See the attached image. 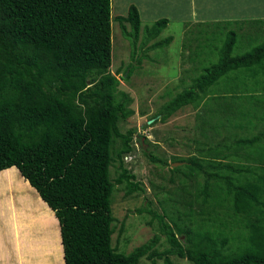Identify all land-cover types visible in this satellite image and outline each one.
<instances>
[{
	"label": "trees",
	"instance_id": "obj_1",
	"mask_svg": "<svg viewBox=\"0 0 264 264\" xmlns=\"http://www.w3.org/2000/svg\"><path fill=\"white\" fill-rule=\"evenodd\" d=\"M111 16V0H0V171L15 166L53 210L64 264H138L143 256L151 264L155 256L164 264H175L170 254L194 264H264V120H259L261 127L253 135L231 143L226 137L210 142L203 129L198 154L178 159L190 174L203 173L202 202L209 198L213 211L227 203L232 220L219 224L243 228L245 234L236 236L243 241L242 248L225 251L230 237L219 230L220 225L174 230L155 212L168 243L162 253L153 248L157 235L129 253L112 247L114 183L109 168L117 137L120 172L115 182L124 185L126 196L143 188L121 162L122 155L132 150L136 129L122 133L118 126L134 110L131 97L118 89L119 79L109 71ZM116 19L123 36L136 45L141 31L137 5L131 3ZM168 22L160 17L144 26V42L158 36ZM202 25L197 30L204 39L198 41L201 50L194 51L203 56L201 71L161 106L157 115L162 121L188 104L202 112L204 95L225 74L258 73L264 68V39L234 54L236 31L221 26L224 39L212 57L202 48L209 42L203 35L212 27ZM171 40L169 36L152 46L164 47ZM253 99L249 96L245 106L252 105L258 117L264 109ZM239 106L243 108L241 101ZM238 124L242 128L241 120ZM145 155L157 161L151 151Z\"/></svg>",
	"mask_w": 264,
	"mask_h": 264
},
{
	"label": "rangeland",
	"instance_id": "obj_2",
	"mask_svg": "<svg viewBox=\"0 0 264 264\" xmlns=\"http://www.w3.org/2000/svg\"><path fill=\"white\" fill-rule=\"evenodd\" d=\"M144 1L146 4L141 6L138 0H111L109 71L119 79L118 89L131 97L130 107L134 110L129 118L119 121L118 126L122 133L130 128L136 129L131 141L132 150L122 155L121 162L143 188L126 196L124 185L115 182L120 172L116 150L121 146V139L117 137L113 144L115 160L109 168L114 183L111 245L123 253L149 242L154 235L159 236L158 243L153 247L156 252L162 253L168 247L166 235L154 212L162 215L174 230L186 225L216 227L221 220H232L233 215H228L227 203L213 211L209 198L207 202H202L199 189L203 184V173L190 174L189 169L183 166L185 163L178 161L179 158L197 155L204 144L199 107L188 104L165 121L157 115L164 103L187 87L193 77L200 73L203 56L196 55L194 51L201 50L198 41L204 39L201 35L197 36V30L203 28L202 24L205 23L190 25V31L182 34L183 23L162 12L167 0L156 1L158 8L154 7L155 0ZM131 3L137 4L141 17V31L134 46L123 36L116 19L117 15L126 14ZM160 17L169 19L166 27L158 36L144 42L143 27L151 26ZM124 24L129 29V23ZM220 27L214 25L213 29ZM235 31L236 43H239L241 37ZM216 35L217 32L212 33L215 37L212 42H218ZM169 36L172 40L168 45L152 46ZM221 38L224 39L223 34ZM243 49L238 47L234 52L241 53L246 50ZM263 97L258 96L260 99ZM209 140L214 143L219 141L216 138ZM149 151L157 158L156 162L145 155ZM175 166H181L180 170H172ZM28 185L15 166L0 171V226L10 227L9 238L15 240L13 257L18 255L26 264H38L51 257L50 261L44 263L60 264L63 248L59 238V222L47 203ZM218 228L230 237L224 246L226 252L236 251L239 246L242 248L243 241L236 237L245 234L242 227H232L229 223L228 226L221 224ZM5 237L2 234V238ZM179 237L181 241L184 240L183 235ZM169 257L175 264H194L177 255L170 254ZM154 260L155 264H164L163 258L155 256ZM138 264H151V259L143 256Z\"/></svg>",
	"mask_w": 264,
	"mask_h": 264
},
{
	"label": "crops",
	"instance_id": "obj_3",
	"mask_svg": "<svg viewBox=\"0 0 264 264\" xmlns=\"http://www.w3.org/2000/svg\"><path fill=\"white\" fill-rule=\"evenodd\" d=\"M138 1L141 6L146 4L144 0ZM156 1L159 0L154 1V7L158 8L159 4ZM148 7L151 6L148 5ZM162 12L174 16V19L183 23L181 27L182 34L186 30L190 31V25L199 23L210 24L212 31L214 23H220L218 25L222 27L225 25V27L236 29L240 34V42L243 45L240 42L236 43L234 49L238 47L247 49L252 47L257 40L264 39V0H167ZM212 31L209 29L206 35H203V37H208L209 40V42L207 41L203 44L204 54L211 53L213 55L216 47L221 46L222 34L219 32L221 29L216 30L218 42L211 44L210 40L215 38L211 34ZM233 53L236 54L234 51ZM263 71L264 68L260 69L258 73L247 70H235L225 74L217 83L211 86L209 92L204 95L202 103V114L205 119L203 129H205L206 136L209 135L211 139L216 138L218 140L226 137L227 141L231 143L239 136L250 137L256 132V127L258 129L261 127L259 120H264V112H258V117H256L252 110V105L247 107L245 103H248L249 96H253L254 99L252 101H255L259 108L263 107L264 109V97L258 98V96H264ZM240 101L243 103V108L239 106ZM218 119L219 122H217ZM240 120L242 128H239L238 122ZM222 122H225V126L221 125ZM213 124H217L218 128L212 126ZM217 129H219V132L216 131ZM204 140L207 142L206 138ZM28 186L39 196L35 188L30 184ZM6 214L10 216L9 212H6ZM9 230V226L6 228L0 226V264H26L18 255L13 257L15 240L9 238ZM2 234L6 237L2 238ZM59 238L61 239L60 229ZM49 259L51 257L45 258L38 264H46L44 261L48 262L50 261ZM60 264H64L63 256Z\"/></svg>",
	"mask_w": 264,
	"mask_h": 264
},
{
	"label": "clouds",
	"instance_id": "obj_4",
	"mask_svg": "<svg viewBox=\"0 0 264 264\" xmlns=\"http://www.w3.org/2000/svg\"><path fill=\"white\" fill-rule=\"evenodd\" d=\"M4 170V169H3ZM24 178V177H23ZM25 179V178H24ZM34 188V187H33ZM36 190V189H35ZM53 211V210H52ZM58 220V219H57ZM59 229H60V227H59ZM61 237V236H60Z\"/></svg>",
	"mask_w": 264,
	"mask_h": 264
}]
</instances>
